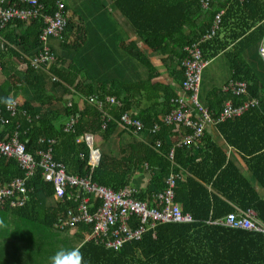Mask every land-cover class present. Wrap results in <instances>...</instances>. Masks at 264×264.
<instances>
[{"label":"trees","instance_id":"obj_1","mask_svg":"<svg viewBox=\"0 0 264 264\" xmlns=\"http://www.w3.org/2000/svg\"><path fill=\"white\" fill-rule=\"evenodd\" d=\"M206 1L212 2L0 3L3 11L21 14L0 15V98L16 99L12 110L0 104V127H5L0 144L17 143L26 155L23 165L17 156L0 150V190L14 191L0 197L4 222L0 264H49L59 249L75 247L81 249L85 264H264V196L212 134L219 129L264 193V58L259 49L264 0H240L242 4L226 0L208 12L200 6ZM247 12L251 28L256 22L259 26L248 35L243 31L242 40L231 48L224 33ZM56 21L60 25L54 28ZM252 47L258 50L252 52ZM194 49L207 62L202 75L221 58L234 74L226 85L240 81L248 92L238 96L215 89L204 100L201 79L198 101L203 109L190 106L195 109L189 118L191 127L178 130L176 122L168 123L167 118L178 108L189 109L180 99L192 94L184 82L188 81L186 62L195 59ZM62 54L72 60L67 63ZM156 54L159 62L153 60ZM219 69L223 68L217 66L215 71ZM27 88L35 94L20 104L18 93ZM55 92L64 94L57 98ZM66 96H71L73 105L53 111ZM250 98L257 103L241 116L221 120L229 101L242 106ZM102 106L107 111H100ZM127 114L143 122L141 131L134 125L128 128ZM186 134L194 137V146L180 144ZM96 137L106 145L117 137L126 148L120 157L101 154L100 163L92 167L89 140ZM128 140L133 142L126 146ZM49 152L66 176L78 183L66 185L59 198L43 167L34 173L27 167L29 158L39 164L40 153ZM146 176L148 192L142 193L135 181L140 177L145 181ZM171 177L179 213H170L167 209L173 206L166 203L157 207ZM100 190L126 200L124 192L131 191L136 195L133 201L156 207L172 221L144 225L139 213L125 204L111 205ZM176 215L182 219L175 220ZM246 219L255 226H243ZM119 241L122 246L117 248Z\"/></svg>","mask_w":264,"mask_h":264},{"label":"built area","instance_id":"obj_2","mask_svg":"<svg viewBox=\"0 0 264 264\" xmlns=\"http://www.w3.org/2000/svg\"><path fill=\"white\" fill-rule=\"evenodd\" d=\"M6 0H0V3L5 2ZM0 15L5 16L6 18H9L11 16H21L19 15L18 11H3L0 9ZM60 22L56 21L52 23V27L59 26ZM260 53L261 56L264 58V41L262 43V46L260 47ZM192 56L195 57L194 60H190L186 62V77H188V81L184 82V85L186 86L187 90H191L192 94L187 96L186 98L180 99V104L188 106V111H184L180 108H178L177 111L172 112L170 116H168L167 121L168 123H172L173 121L176 122L175 126L180 129H184L183 127H191V122L189 120L190 116L193 114L195 109H193L192 105L199 106V109H203L202 106L199 104L198 101V91L200 87V82L202 79V70L204 67H206L207 62L200 60V53L198 49H194L191 51ZM224 91L227 93L233 92L235 95H243L247 92V86L243 84L242 82L233 81L229 85H226L224 87ZM114 101V100H113ZM256 102L249 101L243 104L242 106H234L231 101L227 104V108L222 116V121H227L229 119H234L236 117H239L242 115V112L248 108L254 106ZM206 110V109H204ZM208 111V110H207ZM124 120H126V125L130 129L131 126H135L137 131H141L144 127L143 122L139 120L133 119L129 114H127L124 117ZM187 125V126H186ZM196 127V126H195ZM185 130V129H184ZM196 137H200L199 135H195ZM194 137L190 136L189 134H186L182 137V140L180 142L181 145L185 146H191L193 144L194 146ZM90 148L92 149L91 157H90V165L92 167H95L98 165L99 159L101 157L98 156L96 150L93 149V141L89 140ZM0 150L3 154L9 155V156H17L20 159V163L25 165V159L26 155L24 153V149L19 144H0ZM41 161L39 164L36 163V160L33 158H29V162L27 163L28 170L31 173H34L35 169L37 167H43L44 172L46 173V179L48 181H51L55 185L56 189V198L62 197L64 194V190L66 185H76L78 184L76 181L69 179L64 170L57 165L51 157V153H40ZM167 190L164 194H161L159 196L160 202L158 208L162 206V204L166 203L169 205H172L173 207L171 209H167L170 211V213H179V207L178 204H175V180L171 177L167 182ZM86 187H89V184L86 185ZM21 192H26L25 189H21ZM1 194L0 197H9L12 196L14 191L10 189L0 190ZM99 193L102 196H106L112 205L113 203L116 204H125L127 209H132L134 212H137L140 214V221L144 224H154L157 223L159 220H165V221H172L170 220L171 215H162L159 210L156 209V207H150L148 203L142 202V201H133L132 198H134L136 195L133 194V192L128 191L124 192L127 194V200L122 199V196L120 198H117L112 192L106 191V190H100ZM89 219V217H88ZM182 217L179 215H176L175 220H181ZM234 219L233 216H231V221ZM79 220V218H76L75 221ZM243 226L246 227H253L255 226V223L250 220H244L241 223ZM115 246L118 248L122 246V241H119L115 244Z\"/></svg>","mask_w":264,"mask_h":264},{"label":"crops","instance_id":"obj_3","mask_svg":"<svg viewBox=\"0 0 264 264\" xmlns=\"http://www.w3.org/2000/svg\"><path fill=\"white\" fill-rule=\"evenodd\" d=\"M241 4L243 3V2H241L240 0H238ZM212 2H213V0H212ZM204 2L203 4H201L200 6H201V8L202 9H204V10H206V12H208V10H212V11H214L215 10V8H217V7H221V3H226V0H216L215 2ZM227 2H228V0H227ZM229 5V4H228ZM203 10V11H204ZM226 11H227V9H225V10H223L222 12H220V13H222L221 15H219V17L218 18H221V16L223 15L224 16V14H226ZM219 14V13H218ZM235 16L236 17H239L240 16V12L238 11V7H236V12H235ZM255 26V27H254ZM257 26H259V22H256V23H254V25H253V29L251 28V25H250V18H249V13L247 12L246 14H244L242 17H241V19L239 20V21H237V24L236 25H232L229 29H227V31H226V33H224V34H227L229 37H230V39H231V41H232V43H231V45H230V47L231 48H233V47H235V45L240 41V40H242V36H240L241 34H242V32L244 31L245 32V34L244 35H248V34H250ZM251 28V29H250ZM235 35H237V39H235ZM263 39H264V37H263ZM262 39V40H263ZM262 40H261V42H262ZM261 42H260V46H259V49H260V47L262 46V44H261ZM252 49L253 50H251L252 52H255V51H257L258 50V47L257 48H254V47H252ZM257 49V50H256ZM249 50L247 49L246 51H244V52H248ZM244 52H243V54H244ZM62 56L64 57V58H66V60H67V63H69L70 62V60H72L71 59V55H66V54H62ZM162 56V55H161ZM158 58H159V56H158V54H156V55H153V60L154 61H157V62H159L160 60H158ZM221 58H217V59H215L214 60V63L215 62H217V61H219ZM211 62H213V60L211 61ZM65 66V65H64ZM219 67V66H218ZM222 68L223 69H225L224 68V66L222 65ZM228 68V67H227ZM63 70H65V68L63 69ZM226 70V69H225ZM166 72V71H165ZM167 73V72H166ZM229 74V75H228ZM166 75V79H168V73L167 74H165ZM227 75V78L224 80V82H222V85H221V87H216L217 89H219L220 90V92H222L223 91V89H224V87L226 86V84L233 78V73H232V71L230 72V71H228V70H226L225 71V76ZM52 81H54V77L52 78ZM240 82V81H239ZM215 89V88H214ZM214 89H212L210 92H212ZM222 89V90H221ZM30 91H31V93H30ZM23 93H21L20 94V92L18 93V102L20 103V104H22L24 101H25V98H28V97H31L32 95H34L35 94V92H32V90H31V88H27V89H25L24 91H22ZM210 92H206V93H204V96H203V98H204V100H206L207 99V94L208 93H210ZM219 92V91H218ZM247 92H248V88H247ZM13 94H16V92H14ZM63 94H64V92H55V95H56V97L57 98H60V97H62L63 96ZM35 97V96H34ZM71 96H66L65 97V101H64V103H59V104H57V105H61V109H63L64 107H65V104H66V106H68V107H71L72 105H73V102H74V100H72L71 99V104L69 103V98H70ZM80 101L81 100H79V104H80ZM144 101H147V98H145V100ZM249 101H254V102H256L257 103V99H254V98H250V100H248V101H246V102H249ZM56 104H54V106H55ZM71 105V106H70ZM207 105V104H206ZM61 112H63V111H61ZM72 122V120L67 124V127L69 126V124ZM66 127V128H67ZM216 130L212 133L213 134V136H214V141L218 144V143H220L221 144V146L222 147H224L227 151H229V157L231 158V156H235V158L237 159V165H238V168L242 171V173H243V175H246L247 177H249V178H251V181H252V184L254 185V187H256L257 189V192H259L262 196H264V193L262 192V190H261V187H259L258 186V182L256 181V179L254 178V177H250V174H249V172H248V170H247V166H246V164H245V162H244V160L242 159V157L239 155V154H237V152H236V150L235 149H233L232 147H230L229 146V144H228V142H227V140H226V138L220 133V131H219V129H217V128H215ZM3 131H5V127H0V134L1 133H3ZM182 131V130H181ZM7 136V135H6ZM142 136V134L140 135V137ZM7 138H9V136L7 137ZM7 138H6V140H7ZM143 138H145V137H143ZM143 138H141V140H143ZM95 140H96V142L97 143H95V147L97 148V150L98 151H100V150H102V148L103 147H107V150H108V148H110V149H113V146L118 142V140H117V137H115V138H113V141L111 142V144L112 145H106L105 143H103V142H99L100 140H99V138H95ZM97 140H99V141H97ZM99 143H100V145H102V146H100L99 145ZM108 153H111V150H108L107 151ZM146 180L145 181H143V178L142 177H140V178H138L136 181H135V183H139L140 185H142V186H140L141 188H142V190H141V192L142 193H147L148 192V185H149V183H150V178L149 177H147L146 176V178H145ZM225 201H227L228 203H230L231 205H233V203L231 202V200H229V199H226V198H223Z\"/></svg>","mask_w":264,"mask_h":264},{"label":"rangeland","instance_id":"obj_4","mask_svg":"<svg viewBox=\"0 0 264 264\" xmlns=\"http://www.w3.org/2000/svg\"><path fill=\"white\" fill-rule=\"evenodd\" d=\"M222 65L227 70V65H226L225 60L220 59L219 61H217L215 63L213 62L211 64V66L206 71L203 72L202 86H201V91H200L201 96H202L203 92H210L214 88L217 89L216 87H221L222 82H224V80L227 78V75L225 76V69H219L220 70L219 72H216L215 70L217 69V66L222 67ZM230 72H231V70H230ZM179 87H181V86H179ZM69 99H70L69 100V103H70L71 98H69ZM52 110L53 111L61 110V105L53 106ZM100 111L105 112V111H107V108L105 106H102L100 108ZM154 129H158V126ZM141 138H143V136H141ZM141 138H140V140H141ZM97 141H99V140H97ZM132 142H133V140H128V141H125L124 144L126 146H128ZM93 143H97L95 138L93 140ZM99 145H100V143H99ZM100 146H102V145H100ZM125 148L126 147L124 145H122L121 142H120V144H119V142H117L113 146V149L108 148V150H111V152L115 153V157H120L121 151ZM108 150H107V147H103L102 150H100V152L99 151H95V152H97L98 156L101 157V154L107 153ZM140 186H142V185H140Z\"/></svg>","mask_w":264,"mask_h":264},{"label":"clouds","instance_id":"obj_5","mask_svg":"<svg viewBox=\"0 0 264 264\" xmlns=\"http://www.w3.org/2000/svg\"><path fill=\"white\" fill-rule=\"evenodd\" d=\"M0 104H4L9 110H12L16 105V99L11 95L0 98ZM3 224V220H0V226ZM49 264H85V260L79 247L62 248L49 258Z\"/></svg>","mask_w":264,"mask_h":264},{"label":"bare ground","instance_id":"obj_6","mask_svg":"<svg viewBox=\"0 0 264 264\" xmlns=\"http://www.w3.org/2000/svg\"><path fill=\"white\" fill-rule=\"evenodd\" d=\"M22 143V142H21ZM25 146V145H24ZM26 147V146H25ZM14 160V159H13ZM17 160V159H16ZM19 168H21V167H19ZM1 185V184H0Z\"/></svg>","mask_w":264,"mask_h":264}]
</instances>
